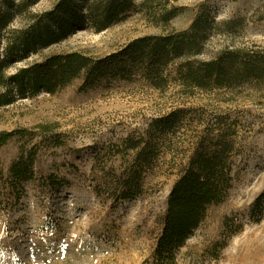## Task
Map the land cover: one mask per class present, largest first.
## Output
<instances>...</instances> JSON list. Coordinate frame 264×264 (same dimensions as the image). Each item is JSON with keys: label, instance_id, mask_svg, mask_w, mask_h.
Listing matches in <instances>:
<instances>
[{"label": "rangeland", "instance_id": "1", "mask_svg": "<svg viewBox=\"0 0 264 264\" xmlns=\"http://www.w3.org/2000/svg\"><path fill=\"white\" fill-rule=\"evenodd\" d=\"M59 1L0 0V8L26 4L8 27L21 29ZM132 1L107 29L97 31L88 21L13 63L6 74L55 53L100 57L144 35H187L195 22L203 33L191 57L196 62L226 49L264 55V0ZM7 36L0 32V51ZM183 62L177 57L165 68L170 78L163 89L140 76H108L81 89L78 77L55 93L0 106V131L24 128L29 134L0 149V264H264V81L185 86ZM175 115L172 127L151 126ZM39 124L61 132L66 145L51 146ZM129 136H145L159 157L142 196L112 207L111 199L95 193L92 169L110 162L109 146ZM32 147L37 174L15 181L10 166ZM223 147L231 179L222 202L208 207L185 243L161 246L162 218L177 179L199 153Z\"/></svg>", "mask_w": 264, "mask_h": 264}, {"label": "trees", "instance_id": "2", "mask_svg": "<svg viewBox=\"0 0 264 264\" xmlns=\"http://www.w3.org/2000/svg\"><path fill=\"white\" fill-rule=\"evenodd\" d=\"M132 6V0H60L53 9L40 13L28 27L21 29L8 27L15 19V12L23 11L27 5L20 3L15 10L12 6L0 8V32L8 33L0 51V106L40 91L55 93L78 77H83L81 89L108 76L127 80L140 76L153 87L163 89L170 78L165 68L182 56L184 62L179 72L185 86L206 88L214 83L232 87L246 80L264 81V55L259 51L226 49L209 60H192L203 35L200 22H195L187 35L179 36L173 32L144 35L130 41L122 50L100 57L79 51L55 53L23 66L13 74H6L13 63L65 39L88 21L97 31L107 29ZM178 121L179 117L175 115L154 120L151 126L165 130ZM38 127L51 146L66 145L61 132L52 131L48 124ZM28 135L24 128L0 131V149L14 136L25 139ZM34 135L31 134V138ZM107 154L111 155L110 162L105 160L102 166L92 169L95 193L111 199L112 207L121 200L142 196L147 171L159 157L151 142L145 136H129L120 144H111ZM197 157L189 161V168L180 175L170 193L168 208L162 218L164 237L161 246L185 243L190 232L206 216L208 207L222 202L230 185L226 147L199 153ZM36 158L34 147L23 148L10 166L11 177L15 181L32 180L37 174ZM116 160L120 163L116 164Z\"/></svg>", "mask_w": 264, "mask_h": 264}]
</instances>
